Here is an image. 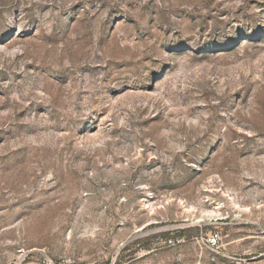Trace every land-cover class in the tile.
<instances>
[{
	"label": "rangeland",
	"instance_id": "rangeland-1",
	"mask_svg": "<svg viewBox=\"0 0 264 264\" xmlns=\"http://www.w3.org/2000/svg\"><path fill=\"white\" fill-rule=\"evenodd\" d=\"M0 264H264V0H0Z\"/></svg>",
	"mask_w": 264,
	"mask_h": 264
},
{
	"label": "built area",
	"instance_id": "built-area-1",
	"mask_svg": "<svg viewBox=\"0 0 264 264\" xmlns=\"http://www.w3.org/2000/svg\"><path fill=\"white\" fill-rule=\"evenodd\" d=\"M208 239H209L210 246H218L222 241V237L219 232H212L209 235Z\"/></svg>",
	"mask_w": 264,
	"mask_h": 264
},
{
	"label": "bare ground",
	"instance_id": "bare-ground-1",
	"mask_svg": "<svg viewBox=\"0 0 264 264\" xmlns=\"http://www.w3.org/2000/svg\"><path fill=\"white\" fill-rule=\"evenodd\" d=\"M220 214H221L220 211H216V212L208 213L207 215L213 217V216H219Z\"/></svg>",
	"mask_w": 264,
	"mask_h": 264
}]
</instances>
